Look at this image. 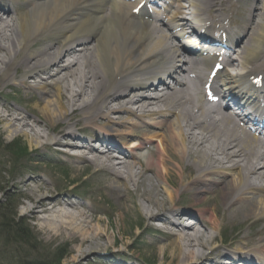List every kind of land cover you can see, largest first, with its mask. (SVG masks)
Returning a JSON list of instances; mask_svg holds the SVG:
<instances>
[{"label": "bare ground", "instance_id": "bare-ground-1", "mask_svg": "<svg viewBox=\"0 0 264 264\" xmlns=\"http://www.w3.org/2000/svg\"><path fill=\"white\" fill-rule=\"evenodd\" d=\"M142 1L0 0V83L12 79L17 82L12 85L29 86L34 95L25 105L37 108L40 114L38 120L21 114L15 118L17 112L3 106L6 115L1 119H13V133L20 127L28 128L32 140L46 138L45 148L49 144H66L79 152L74 157L86 163L84 168H97L106 175V181H114L117 186L111 191L114 196L123 199L120 187L124 188L127 198L122 200L123 205L134 204L147 227L156 229L153 222L172 226L165 232L167 238H174L172 244L163 247L165 258L172 255L174 264H205L207 257L197 254L215 241L218 207H210L209 211L201 209L189 217L188 228L182 229L181 220L189 214L178 211L174 197L189 194L197 205L214 186L223 185L224 207L232 209L234 216L240 208L251 214L255 207L264 204V194L261 195L264 193V142L255 134L243 132L248 125L240 127L229 112L197 104L196 89L203 72L211 73L220 64L223 68L216 79L222 82L226 97L245 112L264 113V74L255 73L256 68L249 67L252 60L264 59L261 43L264 6L248 42L237 53L238 58L223 59L218 55L216 59L209 50L210 45L203 51H196L195 46L208 39L206 35L215 27V22L219 25L226 21L222 14L209 20L204 16L207 9L222 7L223 0H173L176 7L167 17L169 26L153 18L145 8L138 9ZM186 13L192 17L191 23L182 17ZM189 24L193 33L199 35L194 42L185 41L180 50L174 41L184 38L182 30ZM217 31L219 37L213 41H223L224 36L223 44L232 50L235 36H241L245 29L234 32L223 26ZM55 43L58 45L54 49ZM226 65L237 67L231 74L225 70ZM18 75L19 79L15 77ZM37 79L41 84L31 86L30 82ZM46 86L55 93L45 89ZM50 98L55 99L49 102ZM51 106L59 112L60 120L54 117L57 113ZM113 114L130 118L125 123L115 122L110 120ZM78 115L84 117L74 121ZM140 117L147 118L151 124L139 120ZM246 119L244 116L240 122ZM98 120L115 127L125 125L127 129L111 130ZM59 127L60 135L70 143L44 135L45 131ZM69 128H85L89 131V140L105 152H96L88 140L70 131L63 134ZM113 137L119 146L112 142ZM151 146L155 147L154 152L142 162L140 153ZM214 166L220 168L214 172ZM235 171L236 180L226 184L225 177ZM211 175L214 179H207ZM182 176L186 184L179 191L178 180ZM131 186L133 192L129 190ZM140 189H145L141 199L147 205H138L130 199ZM35 190L43 191L39 185ZM158 196L162 199H156ZM234 205L238 208H233ZM55 206L61 207V204L42 197L28 213L33 216L37 212L50 213ZM150 207L156 210L155 214ZM63 211L56 212V219L47 220L46 228L76 233L88 224L83 213L74 215ZM177 218L181 224L175 222ZM85 233L80 235L83 240L87 239ZM241 242L236 252L240 255L239 263L264 264V236L259 243ZM251 245L254 246L249 251L243 249ZM171 248L175 255L170 252ZM215 255L224 256L218 255L217 249ZM225 260L230 264L231 258ZM211 262L218 264L214 259Z\"/></svg>", "mask_w": 264, "mask_h": 264}, {"label": "rangeland", "instance_id": "rangeland-1", "mask_svg": "<svg viewBox=\"0 0 264 264\" xmlns=\"http://www.w3.org/2000/svg\"><path fill=\"white\" fill-rule=\"evenodd\" d=\"M223 1L225 3L222 7L207 9L204 16L208 17V20L220 14L226 18L224 23L219 25L217 22L214 23L216 25L211 29L212 33H215L216 27L223 26L234 32L238 29L242 31L245 29V32L238 36L239 40L237 38L234 40L235 45L230 53V58L234 59L248 42L251 30L258 23L264 0H254V3L251 0ZM250 14L252 15L249 18ZM182 16L188 17V15ZM249 19L251 20L249 21ZM261 43L264 46V40ZM57 45L58 43L54 44V49ZM236 67L235 65H226L224 68L232 74ZM249 67L256 68L255 73H264V59L252 60ZM11 74L14 75V72L11 71ZM206 75L207 73H205V77ZM15 77L19 79V75ZM13 82L17 83L12 79L0 83V264H54L62 257L63 260L60 264H174L171 262L172 255L167 259L162 252L164 245L172 244L174 241V238H167L165 235V232L172 228L171 225L153 222L156 229L153 230L151 226L147 227V223H144L145 218L139 216L134 204L123 205L122 200L127 198L124 188L120 187V196L123 199L114 196L111 193L113 187H117L114 181H106V175L102 171H98L97 168H84L86 163L74 157V154L79 152L68 148L66 144H49L45 148L43 145L48 144L47 139L32 140L28 128L18 127L19 131L13 133L11 128V125L15 123L13 119H1L6 115L3 106L15 110L17 112L15 118L20 116L19 114L34 120L40 118L37 108L31 109L26 106V100L34 95L28 88L29 86L12 85ZM39 82L37 79L30 82V85L41 84ZM199 87L196 89L195 97L197 104L202 103ZM48 88L46 86L45 89ZM49 90L55 93L54 89L49 88ZM131 98L133 99L134 95ZM54 99L50 98L48 101L53 102ZM51 109L57 113L54 115L56 120H60L59 112L52 106ZM83 117L84 115H78L74 121ZM129 118L124 114L110 115V120H115V122L125 123ZM139 120L151 124L147 118L141 119L140 117ZM133 121L138 123V120ZM98 123L104 124L111 130L127 129L125 125L115 127L100 120ZM60 130L62 129L59 127L55 131H45L44 135L52 140L70 143L69 139L65 140L60 135ZM63 131H65L63 134L70 131L80 138L88 140L96 152H105L101 151L103 148L100 149L89 140V131L85 128H69V130ZM103 138L107 140L106 137ZM111 140L116 146H119L114 141L117 140L115 137ZM154 150L155 147H148L140 153L139 159L144 162L145 158ZM218 168L220 166H214V172ZM214 177L211 175L207 179L213 180ZM235 180L236 171L226 176L224 182L229 184ZM178 182L177 188L180 191L186 181L182 176ZM37 185L42 187L41 193H37L35 190ZM223 189V185L214 186L210 192L204 195L205 197L199 199L197 205L194 204L195 202L189 194L174 197V204L178 211L189 214L184 220H181L180 228L182 229L188 228V223L191 221L189 217L201 209L209 211L210 207H218V226L217 230L213 232L215 241L210 242L203 250L200 249L197 254L198 257H207L208 261L205 264H213V261L211 262L213 259L218 264H227L225 259L229 258H231L230 264L231 262L232 264H241L232 259L237 251V244L242 243L243 240H248L252 244L259 243L264 236V204L255 207L251 214H247L244 208H240V212L234 216L231 213L232 209L223 205ZM129 190L133 192L134 188L131 186ZM143 190L145 189H140L136 193V197L130 199L138 205H147L141 199ZM263 194L261 193V195ZM42 197L56 200L61 204V207L55 206L50 213L45 214L37 212L33 216L28 213L34 202ZM156 199L161 200L162 198L158 196ZM203 199H207V201ZM70 203L76 204L75 207H70ZM47 207L50 208V206ZM233 208L238 207L234 205ZM61 210L74 215L79 212L83 213L88 224L76 233L46 228L45 222L56 219L57 213ZM150 211L156 213L153 207H150ZM175 222L181 224L178 218L175 219ZM199 229L204 230L203 226H199ZM82 232L89 233L88 235L85 233L86 240L80 236ZM215 249H217L218 255L223 254L224 256L217 257ZM174 251L171 248L170 252L173 255H175Z\"/></svg>", "mask_w": 264, "mask_h": 264}, {"label": "trees", "instance_id": "trees-1", "mask_svg": "<svg viewBox=\"0 0 264 264\" xmlns=\"http://www.w3.org/2000/svg\"><path fill=\"white\" fill-rule=\"evenodd\" d=\"M63 260V257L62 258H60L56 263H54V264H60V262ZM36 264H40V263H36Z\"/></svg>", "mask_w": 264, "mask_h": 264}]
</instances>
